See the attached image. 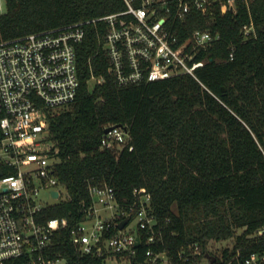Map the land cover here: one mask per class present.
Instances as JSON below:
<instances>
[{"label": "trees", "instance_id": "obj_1", "mask_svg": "<svg viewBox=\"0 0 264 264\" xmlns=\"http://www.w3.org/2000/svg\"><path fill=\"white\" fill-rule=\"evenodd\" d=\"M3 1L0 41L124 8L122 0ZM250 22L254 32L245 39L243 26ZM176 24L182 38L205 27L221 35L204 53L198 80L180 75L128 86L113 83L98 51L104 24H85L76 45L75 100L48 117V140L59 160L55 172L67 199L40 214L68 219L53 245L67 264H101L70 238L89 183H107L126 200L145 187L169 253L196 241L207 249L210 240L227 238L233 244L214 264H243L252 253H264V234L253 236L264 226V0H237L235 14L220 7L192 11ZM91 76L103 81L91 85ZM108 125L125 128L130 137L119 154L100 147ZM137 253L140 258L141 247Z\"/></svg>", "mask_w": 264, "mask_h": 264}, {"label": "built area", "instance_id": "obj_2", "mask_svg": "<svg viewBox=\"0 0 264 264\" xmlns=\"http://www.w3.org/2000/svg\"><path fill=\"white\" fill-rule=\"evenodd\" d=\"M122 1V10L102 17L0 41V264H67L53 245L57 231L69 227L68 219L43 220L40 214L67 199L55 172L59 160L48 140V117L75 100L76 45L85 36V24H104L98 51L107 60L113 83L128 86L180 75L198 80L204 53L221 35L205 27L182 38L176 20L216 7L237 12V0ZM251 32L252 22L243 26L244 38ZM95 81L103 78L91 76V85ZM108 127L100 147L119 154L129 142L128 132L117 125L104 130ZM80 212L82 220L70 227L71 242L83 255L100 258L101 264H214L220 257L215 255L210 263L209 250L197 241L169 253L145 187L135 188L132 199L126 200L107 183H89ZM262 234L264 226L253 236ZM243 264H264V253H252Z\"/></svg>", "mask_w": 264, "mask_h": 264}, {"label": "rangeland", "instance_id": "obj_3", "mask_svg": "<svg viewBox=\"0 0 264 264\" xmlns=\"http://www.w3.org/2000/svg\"><path fill=\"white\" fill-rule=\"evenodd\" d=\"M1 9L2 11L5 10V4L3 0H0ZM62 198H65V191L63 189H60ZM236 234H240L241 230L237 229L235 231ZM233 244V238H227L225 240H210L207 243V249L211 253H216V255L220 256L219 259H221V252L226 248H231ZM215 256V255H214ZM216 258V257H215Z\"/></svg>", "mask_w": 264, "mask_h": 264}, {"label": "water", "instance_id": "obj_4", "mask_svg": "<svg viewBox=\"0 0 264 264\" xmlns=\"http://www.w3.org/2000/svg\"><path fill=\"white\" fill-rule=\"evenodd\" d=\"M111 128H112V127H108V128H106V129L104 130V133H107ZM53 194H54L55 196H57V191H54ZM127 222H128V219H125V220L123 221V223L120 225V228H122ZM135 245H136V246L139 245V241H138V240H137V242H136ZM206 258L210 261V263H213V262L215 261V259H216L214 255H211V254H209V253H206Z\"/></svg>", "mask_w": 264, "mask_h": 264}]
</instances>
